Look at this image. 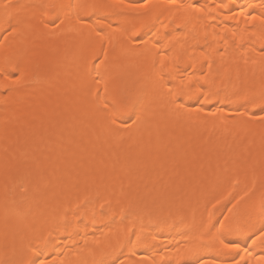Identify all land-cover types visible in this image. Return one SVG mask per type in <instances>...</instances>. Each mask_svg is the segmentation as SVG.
Returning <instances> with one entry per match:
<instances>
[{
  "label": "bare ground",
  "instance_id": "1",
  "mask_svg": "<svg viewBox=\"0 0 264 264\" xmlns=\"http://www.w3.org/2000/svg\"><path fill=\"white\" fill-rule=\"evenodd\" d=\"M44 2L0 0V264H264V0Z\"/></svg>",
  "mask_w": 264,
  "mask_h": 264
},
{
  "label": "snow or ice",
  "instance_id": "2",
  "mask_svg": "<svg viewBox=\"0 0 264 264\" xmlns=\"http://www.w3.org/2000/svg\"><path fill=\"white\" fill-rule=\"evenodd\" d=\"M146 2L147 0H130V2L124 5V7L129 9L130 11H135L142 4L146 5ZM171 3L175 4L176 0H171ZM119 6H120L119 0H112V3H110L109 5H98L94 3H88L87 0H80V2L76 4H73L71 2L64 4V3L59 2V0H45V2L40 5V7L45 10L46 15H55L57 20L60 19V14L63 13L65 9H77V19L80 23H88L89 19L92 17H95L97 15V12L103 7L115 9ZM5 7L7 8L8 5H5ZM192 7L197 11L201 10V7L197 4H193ZM225 7H227V5L223 3L220 5L221 9ZM240 12L241 14H243L242 7L240 8ZM53 23H55V21H53ZM107 26L113 28L114 31L120 27L119 24L113 27L111 23L108 24ZM137 34H138V30L129 33L130 40L136 39ZM0 71H3L5 73H10V72L19 71V68L14 67L12 65H5L4 67L0 68ZM0 87H6V85L0 84ZM243 99H248V97L245 96L243 97ZM260 100L262 104L261 110L264 111V93L261 94ZM138 103H139L138 100L129 98L123 105V111L134 113L135 107ZM105 107H107V105H105ZM129 118L131 119L132 117L130 116ZM256 211H259L261 215H264V195H262L261 199L259 200L258 206L255 204L253 205L252 212H256ZM220 227L221 229L224 227L223 223L220 224ZM261 235L264 236V231L261 232ZM129 242H131L130 239H129ZM219 243L222 245L224 249L235 250L237 248V245L231 241H226V240L221 239ZM197 251H198V248L196 245H193L189 249V252L192 255H195ZM31 264H47V261L45 259H40V257L37 256L36 259L31 261ZM93 264H105V262L99 261V262H93ZM120 264H123V262L121 261ZM200 264H204V262L201 261Z\"/></svg>",
  "mask_w": 264,
  "mask_h": 264
}]
</instances>
